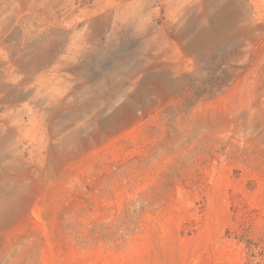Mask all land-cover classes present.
Masks as SVG:
<instances>
[{"label":"rangeland","instance_id":"obj_1","mask_svg":"<svg viewBox=\"0 0 264 264\" xmlns=\"http://www.w3.org/2000/svg\"><path fill=\"white\" fill-rule=\"evenodd\" d=\"M0 264H264V0H0Z\"/></svg>","mask_w":264,"mask_h":264},{"label":"bare ground","instance_id":"obj_2","mask_svg":"<svg viewBox=\"0 0 264 264\" xmlns=\"http://www.w3.org/2000/svg\"><path fill=\"white\" fill-rule=\"evenodd\" d=\"M90 25H91V23L89 22V23H88V26H90Z\"/></svg>","mask_w":264,"mask_h":264}]
</instances>
